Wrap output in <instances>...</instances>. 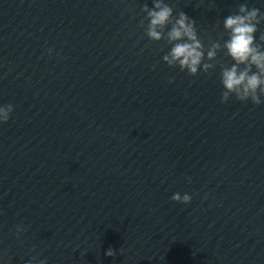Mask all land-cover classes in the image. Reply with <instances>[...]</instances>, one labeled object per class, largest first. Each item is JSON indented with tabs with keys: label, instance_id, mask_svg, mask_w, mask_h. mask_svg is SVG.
Here are the masks:
<instances>
[{
	"label": "clouds",
	"instance_id": "1",
	"mask_svg": "<svg viewBox=\"0 0 264 264\" xmlns=\"http://www.w3.org/2000/svg\"><path fill=\"white\" fill-rule=\"evenodd\" d=\"M148 14L149 25L147 35L150 39L160 40L163 29L170 22L172 8L163 3V0H155L154 8L147 6L143 9ZM262 14L258 8L249 9L246 4H241L238 14L228 15L224 20V28L230 32V38L225 42L224 47L228 55L234 61L230 68H224L221 72V84L223 86L222 102H227L234 95L239 101H251L254 105L264 103V51L257 43L256 33L258 25L261 23ZM195 21L181 12L179 18L175 20L171 30L168 32L170 42L185 41L174 43L169 54L163 57L167 65H178L181 71H187L189 75L196 76L198 71L203 69L207 73L213 67L209 63H203V45L197 38L194 27ZM264 42V35L260 37ZM219 43L213 44L207 52V58L212 60L219 49ZM243 65L241 69L240 66ZM255 66L257 71L253 72ZM13 111V105L7 104L0 106V123H6ZM171 199L180 203L188 204L192 197L189 194H174ZM22 230L17 227V232ZM108 256H114L115 251L109 248L106 252ZM29 264H32L30 261ZM39 264H47L46 260L39 261Z\"/></svg>",
	"mask_w": 264,
	"mask_h": 264
},
{
	"label": "water",
	"instance_id": "2",
	"mask_svg": "<svg viewBox=\"0 0 264 264\" xmlns=\"http://www.w3.org/2000/svg\"><path fill=\"white\" fill-rule=\"evenodd\" d=\"M79 0H0V85Z\"/></svg>",
	"mask_w": 264,
	"mask_h": 264
}]
</instances>
